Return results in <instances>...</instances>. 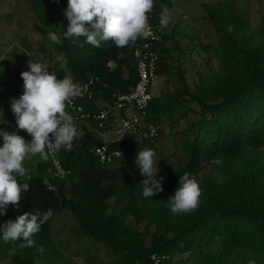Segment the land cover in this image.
<instances>
[{
	"label": "trees",
	"instance_id": "1",
	"mask_svg": "<svg viewBox=\"0 0 264 264\" xmlns=\"http://www.w3.org/2000/svg\"><path fill=\"white\" fill-rule=\"evenodd\" d=\"M224 3L223 12L218 10L213 16L221 17L232 31L216 53V69L198 70L189 82L179 59L185 44L162 30L161 40L152 45L158 53L156 75L178 77L171 91L153 95L146 108L148 118L161 125L159 134L166 125L171 127L179 145L171 154L176 161L162 166L157 174V178L165 177L161 192L150 199L141 194L143 177L135 154L145 147V140L125 133L105 142L84 126L71 150L59 151L66 176L17 177L29 184V190L22 194L18 209L9 205L0 222L36 209L50 208L53 214L68 210L80 234L103 241L117 252L118 259L111 264H264V40L241 46L248 20L231 1ZM21 4L44 31L59 34L66 29V0H14L13 9ZM170 7V0H154L155 18ZM2 18L9 19L11 14L0 13ZM186 38L193 42L191 36ZM79 40V46L63 38L61 44L52 42L54 71L60 79L64 69L81 85L97 77L90 88L92 97L82 101L86 109H95L97 103L135 85L132 49L137 40L124 47L109 40L99 48L85 43L83 37ZM170 40L171 49L180 54L176 58L168 48ZM57 55L64 57L63 63L55 59ZM2 77L0 73V87ZM10 125L15 127V122L1 123L0 128ZM17 131L30 139L25 130ZM102 144L122 150L124 159L101 163L92 149ZM40 167L38 163L39 171ZM185 172L199 183L200 204L191 212L173 214L167 200ZM50 221L32 236L31 247H22L21 241L6 243L5 250L16 248L10 254L12 264H36L37 259L77 264L56 245Z\"/></svg>",
	"mask_w": 264,
	"mask_h": 264
},
{
	"label": "clouds",
	"instance_id": "2",
	"mask_svg": "<svg viewBox=\"0 0 264 264\" xmlns=\"http://www.w3.org/2000/svg\"><path fill=\"white\" fill-rule=\"evenodd\" d=\"M154 0H66L63 15L68 21L61 33L49 32V39L61 44L62 38L79 46L80 37L84 42L99 48L102 42L111 40L118 47L135 42L147 34L148 13ZM170 22L168 9L164 8L160 25ZM63 63L64 57L55 58ZM22 91L18 98H10V110L15 127L0 128V216L6 215L11 204L19 208L22 194L29 190L28 183H20L17 175H25L23 161L29 154L47 160L49 154L58 153L62 148L71 150L78 138L73 117L66 112V105L82 94L83 85L71 77L57 78L55 71L41 61H27V70L20 72ZM2 116V110H0ZM25 130L30 136L27 141L18 134ZM157 154L154 149L144 147L135 154V165L143 179L140 182L142 196L150 199L162 191L164 176L157 178ZM199 183L185 172L179 176L174 193L168 198V207L173 214L188 213L200 204ZM53 216L52 209L26 211L15 219L0 222V242L21 241V246L31 247L32 236Z\"/></svg>",
	"mask_w": 264,
	"mask_h": 264
},
{
	"label": "rangeland",
	"instance_id": "3",
	"mask_svg": "<svg viewBox=\"0 0 264 264\" xmlns=\"http://www.w3.org/2000/svg\"><path fill=\"white\" fill-rule=\"evenodd\" d=\"M228 1L238 8L240 15L247 18L249 23L243 39L240 40L241 46H253L260 40L263 41L264 0H170L171 7L168 9L170 22L166 27L163 26L162 30L164 33L172 32L174 38L185 44V51L180 55L176 50L171 49V40L167 43L174 58L180 55V64L185 69L189 82L198 70L211 71L217 67L216 53L226 45L232 28L221 17L215 18L213 13L215 14L218 10L223 12L226 7L224 2ZM13 3L14 0H0V13L11 14V18L0 20V73L3 74L0 87V110H2L0 124L15 122L10 110V98H18L22 91L20 72L27 70V61L32 58L44 62L49 66V71H54L56 67L52 41L48 35L52 30L44 31L40 22L25 6L21 4L14 10ZM185 34L187 36H184ZM188 36L193 38L192 43L186 38ZM175 63V61L172 62V64ZM62 75L71 77L64 69ZM57 78H59L58 74ZM177 79L176 74L171 77L156 76L153 95L171 91L177 85ZM101 138L105 142H112L118 138V135L109 127ZM142 143L145 147L154 149L157 154L159 159L157 174L162 172V166L176 161L171 154L174 152L175 155L179 145L174 140L171 127L166 125L156 139L142 141ZM38 163H41V171L38 169ZM23 164L25 175H17V177L28 179L41 174L44 178L52 177L47 160L42 159L39 154L27 155ZM207 171L208 169L204 172ZM50 228L56 245L77 264H111L118 259L117 252L113 251L107 243L91 241L80 234L74 216L68 210L54 213ZM139 228L142 229V224H139ZM5 248L6 243L0 242V264H12L10 254L14 253L16 248L9 250ZM36 264L48 263L37 259Z\"/></svg>",
	"mask_w": 264,
	"mask_h": 264
},
{
	"label": "built area",
	"instance_id": "4",
	"mask_svg": "<svg viewBox=\"0 0 264 264\" xmlns=\"http://www.w3.org/2000/svg\"><path fill=\"white\" fill-rule=\"evenodd\" d=\"M147 15L149 25L147 34L138 37L132 49L136 61L137 81L135 85L127 92L114 93L110 100L97 103L95 109H86L82 101L92 97L90 88L97 80V77H89L83 83L82 94L72 98L67 103L65 110L73 117L78 139L84 133V126L100 137L109 127L116 132L118 138L128 133L139 140L147 141L156 139L159 135L161 125L148 118L146 108L153 97V87L157 76L158 53L152 49V45L161 40L163 26L159 23L160 18H155L153 8ZM101 129L103 130L101 131ZM92 152L101 163H109L114 159H124L122 150L113 149L106 144L95 146ZM47 162L52 176L59 179L66 176V170L60 160L59 152L49 154ZM152 259L158 263L155 254L152 255Z\"/></svg>",
	"mask_w": 264,
	"mask_h": 264
}]
</instances>
